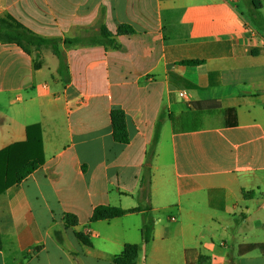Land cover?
<instances>
[{
    "label": "crops",
    "instance_id": "obj_1",
    "mask_svg": "<svg viewBox=\"0 0 264 264\" xmlns=\"http://www.w3.org/2000/svg\"><path fill=\"white\" fill-rule=\"evenodd\" d=\"M253 1L264 20V0ZM249 2L0 0V19L47 39L98 33L102 7L109 32L134 31L116 37L120 50L59 43L61 59L0 42V151L36 127L43 159L0 195V264H114L125 245L139 246L137 264H234L239 245H264V36ZM244 22L260 34L249 38ZM112 110L125 116L127 145L113 140ZM139 204L155 221L146 244L141 214L91 221L97 207ZM216 225L228 241L219 246ZM235 263L264 264V254Z\"/></svg>",
    "mask_w": 264,
    "mask_h": 264
},
{
    "label": "trees",
    "instance_id": "obj_2",
    "mask_svg": "<svg viewBox=\"0 0 264 264\" xmlns=\"http://www.w3.org/2000/svg\"><path fill=\"white\" fill-rule=\"evenodd\" d=\"M250 5L253 6V11L249 14V20L258 28L264 36V20L260 17L258 10L259 4L250 0ZM104 20V8L102 7L98 16V33H93L87 39L81 37L66 38L64 40L47 39L33 34L22 25L17 23L10 17L0 19V42L14 43L18 45L23 51H26L28 47L35 49H49L59 59L60 52L58 44L62 43L65 47L74 45L80 46H92L98 45L104 48V50H120L121 45L117 42L116 37L119 35L133 34V29L128 25H120L117 28L116 34H112L108 31L103 23ZM253 26V27H254ZM254 27V29H256ZM258 32V31H257ZM260 33V32H259ZM183 64L187 66H196L202 64L201 61H186ZM63 65L60 63L59 71ZM111 129L113 140L122 145L129 143V136L126 129V120L122 111L112 110L110 114ZM227 126H233L234 122L231 119V114L227 112L226 118ZM36 127H28L26 129V140L23 143H16L6 147L0 151V195L3 194L11 186L20 183L32 172L39 168L42 163V144L40 135L35 133ZM160 131V123L157 122L154 128L152 137V147L149 149L146 156V163L149 164L153 159L154 146L158 141ZM150 180V167L144 166V174L141 177L140 184L142 186H148ZM246 193H244L245 196ZM151 206L149 204H139L137 207L129 210H122L116 207L101 206L97 207L92 213V222L108 221L116 218H121L128 214H141L142 226L140 229V237L142 243L146 244L151 240L152 230L154 228V219L151 213ZM64 224L66 227H72L76 225V219L71 216H65ZM59 241L58 234L55 235ZM77 238L83 243L88 244L86 237L77 235ZM2 243L0 239V250ZM254 251H259L264 254V245L260 244H245L239 245L236 248V257L240 258L246 254ZM140 248L138 245H125L121 254L114 259V264H137L139 259ZM233 260V259H231Z\"/></svg>",
    "mask_w": 264,
    "mask_h": 264
},
{
    "label": "rangeland",
    "instance_id": "obj_3",
    "mask_svg": "<svg viewBox=\"0 0 264 264\" xmlns=\"http://www.w3.org/2000/svg\"><path fill=\"white\" fill-rule=\"evenodd\" d=\"M0 113L1 114H5V111H4V109L2 108V109H0ZM6 113H7V111H6ZM217 226V229H218V232H217V237L215 238V240H214V245L215 246H219L221 243H222V241H224V242H228V241H226V239H223V236H222V227L221 226H218V225H216ZM230 230H229V233H230V235H234L235 234V236H239V232H236L235 230H234V228H233V226L231 225L230 227ZM236 237V238H237ZM223 239V240H222ZM229 244V243H228ZM233 244V243H232ZM231 248V245L229 246V249ZM230 251V250H229ZM256 255V254H255ZM235 256V257H234ZM234 256L232 257L233 259L235 258V260H234V264H236L235 262H236V260L238 259L237 257H236V251H235V254H234Z\"/></svg>",
    "mask_w": 264,
    "mask_h": 264
},
{
    "label": "built area",
    "instance_id": "obj_4",
    "mask_svg": "<svg viewBox=\"0 0 264 264\" xmlns=\"http://www.w3.org/2000/svg\"><path fill=\"white\" fill-rule=\"evenodd\" d=\"M244 31L246 32V34L248 35L249 38H253L256 37L258 34H260L259 32H257L255 29H253V27H251L250 25H248L247 23L244 22ZM263 36V35H262ZM178 97L182 100L187 99L190 97V94L187 92H179L178 93Z\"/></svg>",
    "mask_w": 264,
    "mask_h": 264
}]
</instances>
